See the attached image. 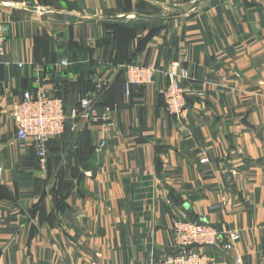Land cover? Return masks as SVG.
<instances>
[{"label": "crops", "instance_id": "1", "mask_svg": "<svg viewBox=\"0 0 264 264\" xmlns=\"http://www.w3.org/2000/svg\"><path fill=\"white\" fill-rule=\"evenodd\" d=\"M0 22V264H153L180 252V219L241 233L198 247L215 264H264V0H0ZM128 64L155 82L127 95ZM27 91L67 106L45 167L12 116ZM88 96L110 113L71 116Z\"/></svg>", "mask_w": 264, "mask_h": 264}, {"label": "built area", "instance_id": "2", "mask_svg": "<svg viewBox=\"0 0 264 264\" xmlns=\"http://www.w3.org/2000/svg\"><path fill=\"white\" fill-rule=\"evenodd\" d=\"M9 26L0 22V58L6 54ZM68 65L66 60L62 61ZM158 70L153 65L131 64L125 68V92L132 93L135 86H147L155 82ZM168 83L161 90L169 112L180 117L187 104L189 88L181 85V79L188 78L189 72L177 62L166 72ZM108 86V82L99 79L96 88L100 91ZM111 109L105 107L102 112L93 104L90 96L83 98L75 107L71 116L88 114L92 118L105 116ZM12 116L17 126L18 139L33 140L37 157L42 167L47 165V146L51 139L60 136L65 131L68 113L65 110L64 101L60 97H54L37 91L25 92L22 100L17 103ZM105 146L102 141L101 147ZM3 167L0 166V172ZM173 230L175 240L180 247V252L153 264H215L210 257L201 252L198 247H215L222 244L225 251L234 249L235 243L241 238L237 230L227 234L220 231L214 224L197 222L188 219H180L174 222ZM224 239L226 241L224 242ZM236 264H243L239 256L235 257Z\"/></svg>", "mask_w": 264, "mask_h": 264}, {"label": "trees", "instance_id": "3", "mask_svg": "<svg viewBox=\"0 0 264 264\" xmlns=\"http://www.w3.org/2000/svg\"><path fill=\"white\" fill-rule=\"evenodd\" d=\"M128 65H131V64H128ZM94 88V90H95V86H93ZM106 88V87H105ZM104 88V89H105ZM59 97V96H58ZM60 98H62V97H60ZM187 98H188V96H187ZM63 99V98H62ZM63 101H64V106H65V110H66V112H67V106H66V102H65V100L63 99ZM78 106V105H77ZM68 129V119H67V122H66V125H65V131L60 135V136H62L65 132H66V130ZM59 137V136H58ZM56 138V137H55ZM54 139V138H53ZM52 140V139H51ZM51 140H50V142H51ZM49 142V143H50ZM49 143H48V145H49Z\"/></svg>", "mask_w": 264, "mask_h": 264}, {"label": "water", "instance_id": "4", "mask_svg": "<svg viewBox=\"0 0 264 264\" xmlns=\"http://www.w3.org/2000/svg\"><path fill=\"white\" fill-rule=\"evenodd\" d=\"M175 14H178V13H175Z\"/></svg>", "mask_w": 264, "mask_h": 264}]
</instances>
